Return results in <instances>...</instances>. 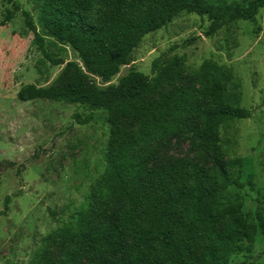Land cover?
<instances>
[{"label": "trees", "instance_id": "16d2710c", "mask_svg": "<svg viewBox=\"0 0 264 264\" xmlns=\"http://www.w3.org/2000/svg\"><path fill=\"white\" fill-rule=\"evenodd\" d=\"M1 19L5 26L20 13L42 61L64 64L55 82L20 87L21 101L47 99L87 105L107 113L109 134L104 169L80 207L48 239L60 247V260L35 252L30 264H251L233 261L264 239V214L249 210L242 192L244 159L215 158L206 167L179 159L149 167L157 155L152 142L195 138L200 155L218 150L220 128L248 118L240 105V83L233 72L205 60L193 72L194 84L177 86L188 75L182 55L162 53L150 73L131 70L108 83L141 38L166 26L181 13L205 17V36L236 22L252 20L264 0H40L38 24L16 0ZM47 44L70 47L77 61L64 62ZM98 78L103 83H97ZM186 82V81H185ZM122 119L135 129L123 130ZM258 202L257 197H252ZM4 198L1 213L8 209ZM119 203V206H114ZM260 237V238H261ZM264 254V250L262 251Z\"/></svg>", "mask_w": 264, "mask_h": 264}, {"label": "rangeland", "instance_id": "374dc122", "mask_svg": "<svg viewBox=\"0 0 264 264\" xmlns=\"http://www.w3.org/2000/svg\"><path fill=\"white\" fill-rule=\"evenodd\" d=\"M16 1L30 12L39 29L40 0ZM10 7L7 0H0V19ZM208 26L205 17L179 14L166 26L144 35L133 49L129 64L121 66L108 83H117L131 70L149 74L153 59L165 52L184 57L188 75L177 86L198 85L193 72L205 60L230 69L240 83V105L251 110L250 117L223 125L218 150L209 154L200 155L195 138L187 133L152 142L150 146L156 148L157 155L148 166L194 159L211 167L216 157H241L245 162L241 181H251L242 192L245 205L252 211L259 207L264 214V7L252 20L236 21L213 36L204 35ZM58 47L47 44L48 50L64 62L80 63L70 47L65 46L63 51ZM41 61L32 33L16 13L0 27V264H30L40 249L60 260L62 249L48 235L80 207L104 169L109 134L106 111L47 99L17 98L24 84L54 83L64 65ZM96 81L101 86L108 84L98 78ZM121 128L133 131L135 125L122 119ZM7 195L10 201L3 214ZM260 237L249 253L238 254L233 261L264 264V239ZM80 263L88 261L82 259Z\"/></svg>", "mask_w": 264, "mask_h": 264}]
</instances>
